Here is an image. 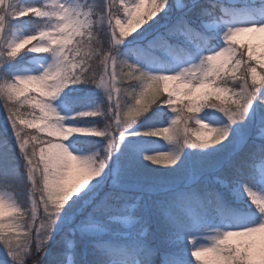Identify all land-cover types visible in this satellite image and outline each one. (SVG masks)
Here are the masks:
<instances>
[{
	"label": "snow or ice",
	"instance_id": "6c2138e0",
	"mask_svg": "<svg viewBox=\"0 0 264 264\" xmlns=\"http://www.w3.org/2000/svg\"><path fill=\"white\" fill-rule=\"evenodd\" d=\"M157 45L172 63L132 55ZM28 52L38 71L9 68ZM76 84L105 99L62 115ZM0 111V264H264V0H0ZM150 112L167 123L130 131ZM138 135L175 147L121 149Z\"/></svg>",
	"mask_w": 264,
	"mask_h": 264
},
{
	"label": "rangeland",
	"instance_id": "374dc122",
	"mask_svg": "<svg viewBox=\"0 0 264 264\" xmlns=\"http://www.w3.org/2000/svg\"><path fill=\"white\" fill-rule=\"evenodd\" d=\"M225 1L229 2V3H236V2L251 1V0H225ZM88 2L90 3L89 0H88ZM179 2L183 3L184 0H179ZM146 26L147 25H145V27ZM151 31L152 30H150V32ZM27 33L28 32H24V34H27ZM237 39L241 43H244L248 40V36L246 34H241L240 36L237 37ZM169 43H173V42L169 41ZM157 47H159V49H163L164 54L169 56V59H170L169 62L170 63L174 60V54L167 47H164L161 45H157ZM151 54H152L153 58L149 57V53H144V56L141 58L146 57L155 63L170 64L168 61H165L164 59H162V57L154 55L153 53H151ZM43 55L44 54L32 53V56L27 59L29 64L22 65L19 69H17V71H24L25 69H28V70L33 71V72L38 71L40 64L42 63L41 57H43ZM74 86L75 85H69L68 88H66L64 90V92L66 90H67V92H70ZM95 91L98 92V97H93V99L88 101V103L86 105H84L78 109L71 110V109L61 108L64 106V102L60 101V97L62 96V94L64 92L54 101V105L57 107V110L62 115L70 117L73 113L78 112L80 110H84V109H88V108H94L97 104H99L100 102H102L105 99L103 91L101 89L96 87ZM99 97H100V99H99ZM1 112L2 111H0V114H1ZM201 115L203 116L204 114L202 113ZM2 118L4 120V113H2ZM86 118H92V117H86ZM205 118L210 123H213V124H220L224 120V117L220 113L213 112L211 110H207V116ZM83 119H85V118H83ZM65 123H71V124H76V125H89L85 121L81 120V118L76 119V120L68 119L65 121ZM164 123H167V119L164 121L156 122V123H150V124H147L146 126L141 125V124H137V125H134L133 129H130V131H142L143 129H146L149 127L162 126ZM83 137H92V136H81L78 138H83ZM100 139H101V142L103 144V139L102 138H100ZM129 146H131L132 148L135 149L137 155H139L140 153H154V152H158V151H167V150L175 147V145L169 143L168 141H165L163 138H158V137H153V136H144V135L128 136L126 138V140L124 141V143L121 145V149L126 150ZM101 147H102V145L97 147V148H94V149L98 150ZM74 148L77 151L83 149V148L79 147L77 144H74ZM85 151H89V150H85ZM186 152H187V150H186ZM197 158H198L197 156L191 155V156H186L185 160L187 162H192L195 164V159H197ZM257 174H258L257 179L253 183H251L249 185V187L253 188V190H255V191L264 193V176L259 175V169H257ZM0 192L4 193L6 196H14L10 191L2 189V188H0ZM237 194L241 198H243L245 200L247 199L246 193L243 191L242 187L237 188ZM0 255H3L5 258V253H4L2 248H0Z\"/></svg>",
	"mask_w": 264,
	"mask_h": 264
},
{
	"label": "trees",
	"instance_id": "16d2710c",
	"mask_svg": "<svg viewBox=\"0 0 264 264\" xmlns=\"http://www.w3.org/2000/svg\"><path fill=\"white\" fill-rule=\"evenodd\" d=\"M90 3L97 2V0H89ZM30 3H39L40 0H28ZM219 4L224 5L225 7L228 8H244L246 6H249L251 1L247 2H241V3H229L226 2L225 0H217ZM23 31L24 32H29L34 30L35 25L28 23V18H23ZM150 23V22H149ZM157 55L162 57L165 61L169 62V56L164 54L163 49H159V47L154 46L150 48H142L139 51H135L132 53L134 57H143L144 53H149V57L153 58L152 54ZM32 56V53H21L19 57H17L14 61L11 62L9 65V68L11 69H19L22 65H27L29 62L27 61L28 58ZM129 58H131V55L129 54ZM172 61V60H171ZM173 62V61H172ZM171 62V63H172ZM170 63V62H169ZM96 86L95 85H85V84H76L70 92H67V90L62 94L60 97V101L64 102V106L61 108L64 109H78L88 103L93 97H98V92L95 91ZM100 99V97H99ZM2 113L0 114V145H2L5 141L11 143V137L10 136H5L4 131H5V125H4V120L2 118ZM98 118H81V120L85 121L87 124H91L94 120H97ZM166 119V117H163L161 115L153 114V113H148L144 117H142L138 124L146 126L147 124L150 123H156L160 122L162 120ZM76 143L79 147L83 148L84 150H91L94 148H97L102 145L101 139L99 137H83V138H75ZM200 158L198 157L195 159V163L199 160ZM194 163L192 162H187L185 160V166L187 165H193ZM0 188L5 189L10 191L14 196L16 195V192L13 191L12 188L6 187L3 185H0ZM130 203H134V201H131ZM0 259H4L3 255H0Z\"/></svg>",
	"mask_w": 264,
	"mask_h": 264
}]
</instances>
